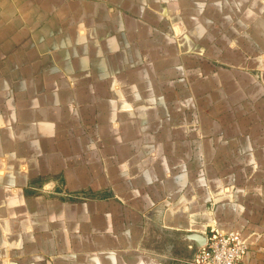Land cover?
<instances>
[{
  "label": "crops",
  "instance_id": "crops-1",
  "mask_svg": "<svg viewBox=\"0 0 264 264\" xmlns=\"http://www.w3.org/2000/svg\"><path fill=\"white\" fill-rule=\"evenodd\" d=\"M212 228L264 264V0H0V264H191Z\"/></svg>",
  "mask_w": 264,
  "mask_h": 264
},
{
  "label": "built area",
  "instance_id": "built-area-1",
  "mask_svg": "<svg viewBox=\"0 0 264 264\" xmlns=\"http://www.w3.org/2000/svg\"><path fill=\"white\" fill-rule=\"evenodd\" d=\"M248 246L245 239L237 231L222 233L210 229L205 243L193 253L191 264H242Z\"/></svg>",
  "mask_w": 264,
  "mask_h": 264
},
{
  "label": "water",
  "instance_id": "water-1",
  "mask_svg": "<svg viewBox=\"0 0 264 264\" xmlns=\"http://www.w3.org/2000/svg\"><path fill=\"white\" fill-rule=\"evenodd\" d=\"M196 239V238H195ZM204 243H205V241L203 242V243H201L199 246H202V245H204Z\"/></svg>",
  "mask_w": 264,
  "mask_h": 264
}]
</instances>
